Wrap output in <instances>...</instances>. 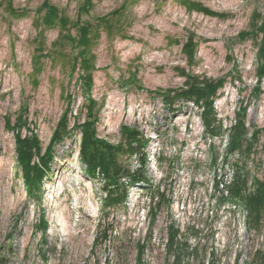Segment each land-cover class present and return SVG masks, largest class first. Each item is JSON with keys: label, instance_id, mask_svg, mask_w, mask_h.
<instances>
[{"label": "rangeland", "instance_id": "1", "mask_svg": "<svg viewBox=\"0 0 264 264\" xmlns=\"http://www.w3.org/2000/svg\"><path fill=\"white\" fill-rule=\"evenodd\" d=\"M193 1L230 17L189 12L181 0H93L86 10L84 0H0L1 264H236L237 258L264 264V221L260 230L250 228L246 210L227 191L238 173L248 178V192L264 181V78H257L264 37L253 27L255 12L264 17V0ZM46 2L81 23L106 18L97 30L90 90L79 69L63 65L59 49L50 56L60 28L43 25ZM242 32H249L246 39ZM192 35L199 44L194 63L183 50ZM38 47L45 56L40 71ZM61 51L73 55L70 46ZM181 69L227 78L215 101L214 132L198 105L178 99L170 107L164 94L151 93L184 88ZM91 100L97 103L93 118L86 108ZM244 108L245 146L232 153L229 139ZM65 116L73 131L55 144L50 178L32 195L16 135H37L45 153ZM89 119L112 145L124 141V127L144 135L149 182L121 177L129 189L125 202L108 204L114 185L85 172L82 129L75 128ZM255 131H261L256 139ZM118 161L132 172L141 169L134 155ZM43 219L46 232L39 228Z\"/></svg>", "mask_w": 264, "mask_h": 264}, {"label": "trees", "instance_id": "2", "mask_svg": "<svg viewBox=\"0 0 264 264\" xmlns=\"http://www.w3.org/2000/svg\"><path fill=\"white\" fill-rule=\"evenodd\" d=\"M92 1L93 0H84L82 9L86 10L88 8L87 5L91 4ZM181 3L189 12L197 11L205 15L221 19H227L230 17L225 13L212 10L211 8L203 5L201 2L181 0ZM43 7L45 12L42 21L45 28H60V37L55 43L56 49L54 51H50V56H55L54 52L57 53L59 49L60 53H57V55L65 59V63L63 65L66 67V63H70L72 71L74 72L79 69L82 72L81 76L85 89L90 90L94 83L93 66L95 55H93V50L100 38L97 30L100 31L101 27L104 28L106 18H102L98 25H93L89 22L81 23L78 22L79 20H71L70 17L63 13V10L58 9L49 2L44 3ZM10 10L16 12L11 8ZM253 20L255 22L253 25L254 29L257 28L258 32H260L264 37V17L260 13L255 12L253 14ZM107 25L111 30L116 26V22L115 20L108 21ZM257 30L253 31L257 33ZM248 34L249 32H242L240 34L241 39H246ZM40 45H43V43ZM68 46L71 47L73 55L61 51V49L66 50ZM198 46L199 44L194 35L190 36L188 41L183 45V50L192 63L195 61L194 59ZM39 48L42 47H38L35 57L38 71L41 70L40 66L42 65L40 60L45 57L41 53L42 50ZM257 56V78L258 81L261 82L264 78V40L259 46ZM60 57L56 56L55 59L59 61ZM180 74L186 78V86L184 88L180 90L170 89L165 93L161 90H156L151 91V93L156 95L164 94L167 102H171L169 104L170 107L174 105V100L178 99L198 105L202 108L201 116L204 120L205 127L214 132L213 128L215 127V123L218 122V115L215 113V101L219 97L221 89L226 85L227 78L221 77L219 79H213L196 76L192 73L186 72L184 69L180 70ZM130 81L133 83L136 82V76H132ZM254 92L259 98L262 94L260 85ZM96 104L95 100H91L89 103H86L89 118L94 117L93 114ZM246 113V108L241 109L237 113V121L232 129V134L228 144V150L232 153L245 146L246 135L248 133ZM17 128L20 129L19 127ZM219 128L221 131L223 130L222 123H219ZM75 129H82L79 153L81 161L85 165L86 174L92 179L102 177L106 180V182H108V184L114 185L113 189L109 190L111 195L109 197L108 204H117L122 201L125 202L128 197L129 189L127 186L120 184L121 177L128 178L131 184L149 182L146 173L148 154L144 149L145 138L139 130L124 127V141L119 145H112L110 142L99 138L97 128L95 127V124L90 121V119L83 124L78 123V126H76ZM72 131L73 130L69 129L68 119L67 116H65L64 121L55 132L52 143L47 148L45 153H42L41 141L37 135L34 134L33 137L23 136L18 131L16 135L18 163L23 180L26 183L30 194L36 196L41 194L46 180L50 178L52 163L55 159L54 146L56 143H59L63 139L70 136ZM259 132L261 131H255L253 133V136L255 137H253L254 139H256ZM247 147L249 150V148L253 147V144L250 143ZM127 154L140 158L141 169L138 172H132L129 167L125 168L119 163V157ZM247 189L248 178H245L242 174L238 173L233 183L228 185L227 191L231 194L230 199L236 201L246 210L248 226L258 231L261 229L264 221V181L258 180L256 189L253 191L248 192ZM116 192L118 194H116ZM39 228H41L43 232H46L48 229V222L43 219ZM177 233L178 231L173 229L171 242L174 241ZM236 264H239V258H237ZM246 264L258 263L256 261H252Z\"/></svg>", "mask_w": 264, "mask_h": 264}]
</instances>
